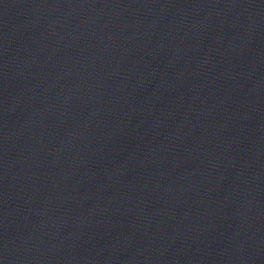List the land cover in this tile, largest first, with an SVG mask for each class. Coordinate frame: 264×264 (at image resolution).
Masks as SVG:
<instances>
[{
    "label": "water",
    "instance_id": "obj_1",
    "mask_svg": "<svg viewBox=\"0 0 264 264\" xmlns=\"http://www.w3.org/2000/svg\"><path fill=\"white\" fill-rule=\"evenodd\" d=\"M0 264H264V0H0Z\"/></svg>",
    "mask_w": 264,
    "mask_h": 264
}]
</instances>
